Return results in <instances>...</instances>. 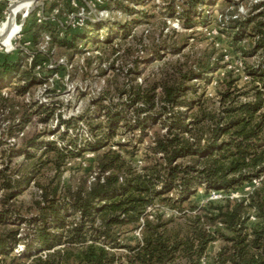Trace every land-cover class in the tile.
<instances>
[{"label":"trees","instance_id":"trees-1","mask_svg":"<svg viewBox=\"0 0 264 264\" xmlns=\"http://www.w3.org/2000/svg\"><path fill=\"white\" fill-rule=\"evenodd\" d=\"M167 1L192 30L216 2ZM242 2L221 0L234 9L217 23L238 69L228 49L196 48L202 33H133L146 10L91 37L86 67L107 77L67 119L35 98L34 58L0 63V264H264V0ZM55 118L66 129L46 139ZM78 158L90 167L64 176ZM200 187L221 196L201 204Z\"/></svg>","mask_w":264,"mask_h":264},{"label":"rangeland","instance_id":"rangeland-1","mask_svg":"<svg viewBox=\"0 0 264 264\" xmlns=\"http://www.w3.org/2000/svg\"><path fill=\"white\" fill-rule=\"evenodd\" d=\"M20 1L22 0H0V26L10 17V5L19 4ZM70 1L71 4L68 6L64 0H32L29 9L21 8L15 14L14 19L20 29L12 36L11 45L7 46L2 39V42L0 41V63L7 57L15 59L21 56L24 63L30 65L34 61L33 58L35 59V72L40 81L34 90L35 98L43 103L52 101L57 103V110L65 119L81 114L90 100L104 87L107 76L100 74L98 65L94 63L90 68L86 67V59L91 55L99 54L97 49L90 50L93 45L90 41H94L91 37L97 33L99 35L122 33L121 26L136 19L140 10L148 11L151 16L142 23L137 22L132 29L133 33H176V31L202 33L203 36L197 35L203 38L196 41V48H203L214 43L220 48L229 50L226 54L228 67L233 65L237 68L241 65L238 54L228 45L226 36L217 24L222 15L225 16L234 9L229 3L221 4V0H216L213 5L201 6L205 9L207 16L203 23H198L195 30L184 29L178 16L167 12V0H143L142 4L139 0ZM258 1L260 0H243L239 6V12H248L251 5ZM124 7L133 10L132 16L126 14ZM45 21L46 25L43 24ZM95 23L98 24L95 25ZM73 33L78 39L77 49L70 48L65 42H61L63 39L72 38ZM35 36H37L36 40ZM107 64L108 62L105 61L102 69ZM223 71L224 69L221 68L215 74L223 73ZM215 87L214 80L208 92L214 94ZM37 127L42 128L41 125ZM49 127L57 129L55 133L50 131L46 135V139L50 140L58 139L59 133L66 129L64 124L58 123L57 118ZM87 129L86 121L79 120L76 131L82 135L87 133ZM141 150L142 148L135 157L140 164H142ZM85 154L88 159L93 156L90 151ZM76 167L85 171L90 167V162L80 158L72 160L64 176L70 175ZM245 189H249V186ZM218 198L215 192L205 193V189L200 187L198 200L201 204ZM165 209L168 212V209ZM137 234L138 232H134L131 236ZM218 247V242L213 243L208 249L209 255L214 254ZM23 249V246H20L16 252H21Z\"/></svg>","mask_w":264,"mask_h":264},{"label":"bare ground","instance_id":"bare-ground-1","mask_svg":"<svg viewBox=\"0 0 264 264\" xmlns=\"http://www.w3.org/2000/svg\"><path fill=\"white\" fill-rule=\"evenodd\" d=\"M32 0H22L15 8H13L12 12H10V17L7 21L3 22V24L0 26V36L1 39L4 41V43L7 46L11 45V38L14 34H16L20 26L15 22V14L17 11H19L21 8L29 9L31 7Z\"/></svg>","mask_w":264,"mask_h":264},{"label":"water","instance_id":"water-1","mask_svg":"<svg viewBox=\"0 0 264 264\" xmlns=\"http://www.w3.org/2000/svg\"><path fill=\"white\" fill-rule=\"evenodd\" d=\"M16 6H17V4H11L10 8H9V11L12 12L13 8H15ZM0 41L2 42L1 36H0Z\"/></svg>","mask_w":264,"mask_h":264},{"label":"built area","instance_id":"built-area-1","mask_svg":"<svg viewBox=\"0 0 264 264\" xmlns=\"http://www.w3.org/2000/svg\"><path fill=\"white\" fill-rule=\"evenodd\" d=\"M216 193V197H220L221 195H220V193H217V192H215Z\"/></svg>","mask_w":264,"mask_h":264}]
</instances>
